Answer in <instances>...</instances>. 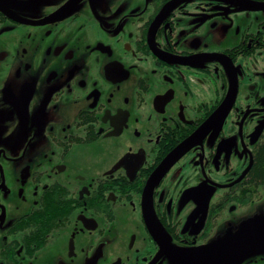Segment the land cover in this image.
<instances>
[{
    "label": "flooded vegetation",
    "instance_id": "obj_1",
    "mask_svg": "<svg viewBox=\"0 0 264 264\" xmlns=\"http://www.w3.org/2000/svg\"><path fill=\"white\" fill-rule=\"evenodd\" d=\"M262 144L264 0H0V264H264Z\"/></svg>",
    "mask_w": 264,
    "mask_h": 264
},
{
    "label": "water",
    "instance_id": "obj_2",
    "mask_svg": "<svg viewBox=\"0 0 264 264\" xmlns=\"http://www.w3.org/2000/svg\"><path fill=\"white\" fill-rule=\"evenodd\" d=\"M228 99V97L226 98ZM233 99V98H232ZM231 102V101H230ZM228 105L224 104L219 110L216 112V118L221 119L226 115L227 113V106H230L228 102H225ZM251 231H257V232H264V227L253 229ZM258 236L261 235H238L235 239L229 240L226 242H219L210 246L205 247L204 249H201L200 251H197L196 253H183V256H188L192 260H201L202 261H209V260H215V259H222L225 257V255L229 254L227 251L228 248L231 247V245H236V249L240 247L242 244L248 243L251 239L255 240Z\"/></svg>",
    "mask_w": 264,
    "mask_h": 264
},
{
    "label": "trees",
    "instance_id": "obj_3",
    "mask_svg": "<svg viewBox=\"0 0 264 264\" xmlns=\"http://www.w3.org/2000/svg\"><path fill=\"white\" fill-rule=\"evenodd\" d=\"M251 177L257 180L264 178V144L260 145L257 150L253 162V173L251 174Z\"/></svg>",
    "mask_w": 264,
    "mask_h": 264
},
{
    "label": "rangeland",
    "instance_id": "obj_4",
    "mask_svg": "<svg viewBox=\"0 0 264 264\" xmlns=\"http://www.w3.org/2000/svg\"><path fill=\"white\" fill-rule=\"evenodd\" d=\"M262 195H264V182L256 188L253 187L251 193L252 203L256 202Z\"/></svg>",
    "mask_w": 264,
    "mask_h": 264
}]
</instances>
